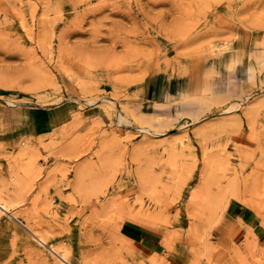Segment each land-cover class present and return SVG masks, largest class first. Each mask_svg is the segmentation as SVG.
I'll return each mask as SVG.
<instances>
[{
  "label": "rangeland",
  "instance_id": "obj_1",
  "mask_svg": "<svg viewBox=\"0 0 264 264\" xmlns=\"http://www.w3.org/2000/svg\"><path fill=\"white\" fill-rule=\"evenodd\" d=\"M0 191V264H264V0H0Z\"/></svg>",
  "mask_w": 264,
  "mask_h": 264
},
{
  "label": "bare ground",
  "instance_id": "obj_2",
  "mask_svg": "<svg viewBox=\"0 0 264 264\" xmlns=\"http://www.w3.org/2000/svg\"><path fill=\"white\" fill-rule=\"evenodd\" d=\"M7 84H8V86H10V85L11 86H15L13 84H9V83H7ZM22 149L24 150V148H22ZM0 211L3 212V213H5V214H8L9 213L11 217L15 218V216L10 213V205H9L8 201L6 200V197H5V195H4V193L2 191H0ZM138 211L140 212V210H138ZM0 215H2V214L0 213ZM150 219H153L154 220V215L152 213H148V212L146 213V211H145L144 212V215H142V218H141V220L143 222L141 220L134 219V220H131L130 223L133 224V225H135V226H140V227H143V228H146V229H150L151 230L152 228H149L148 225L146 226V224H145V222L150 223ZM29 231L31 232V234L33 235V237L37 241H39V243L47 246V248L49 249V251L53 255H55V257H57L58 263H54V264H60V263H62V264H71L70 263V260H69V257L67 255V253H65V251H62L59 248H56L57 246H55V245H47L46 242H44V240L36 233V231L35 232L34 231L32 232L31 230H29Z\"/></svg>",
  "mask_w": 264,
  "mask_h": 264
},
{
  "label": "crops",
  "instance_id": "obj_3",
  "mask_svg": "<svg viewBox=\"0 0 264 264\" xmlns=\"http://www.w3.org/2000/svg\"><path fill=\"white\" fill-rule=\"evenodd\" d=\"M31 133L32 132L26 133L25 130L21 132H19L18 130L7 131L3 134L2 139L3 142L6 143L7 145H14L15 143H17V141L31 135ZM245 218H247V215L245 216Z\"/></svg>",
  "mask_w": 264,
  "mask_h": 264
}]
</instances>
